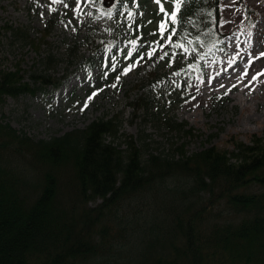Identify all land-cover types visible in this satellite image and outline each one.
<instances>
[{
  "label": "trees",
  "instance_id": "trees-1",
  "mask_svg": "<svg viewBox=\"0 0 264 264\" xmlns=\"http://www.w3.org/2000/svg\"><path fill=\"white\" fill-rule=\"evenodd\" d=\"M185 7L172 43L173 26L161 37L167 58L175 44L200 54L224 36L221 0ZM246 15L251 25L257 15ZM30 77L0 62V104L60 84ZM119 132L116 115L33 139L0 118V264H264V134L162 153Z\"/></svg>",
  "mask_w": 264,
  "mask_h": 264
},
{
  "label": "rangeland",
  "instance_id": "rangeland-1",
  "mask_svg": "<svg viewBox=\"0 0 264 264\" xmlns=\"http://www.w3.org/2000/svg\"><path fill=\"white\" fill-rule=\"evenodd\" d=\"M163 1L171 13L173 0ZM116 2L0 0L2 68L19 66L30 81V74L40 72L60 81L36 93L8 96L0 104L4 122L33 139H49L117 115L122 139L133 136L145 151L162 153L176 152L183 143L189 153L210 145L224 148L233 138L264 134V88L254 95L241 79L246 72L247 79L264 81L252 75L256 68L264 69V0H221L220 45L211 44L200 54L183 45L168 58L159 31L165 17L154 0H128L126 8H114ZM247 6L257 15L251 25ZM7 25L22 34L5 29ZM46 29L41 49H35L31 39ZM234 41L235 53L228 47ZM219 65L223 67L215 68ZM241 92H246V102ZM140 96L147 105L136 109L131 101ZM168 120L186 126L170 127Z\"/></svg>",
  "mask_w": 264,
  "mask_h": 264
},
{
  "label": "snow or ice",
  "instance_id": "snow-or-ice-1",
  "mask_svg": "<svg viewBox=\"0 0 264 264\" xmlns=\"http://www.w3.org/2000/svg\"><path fill=\"white\" fill-rule=\"evenodd\" d=\"M155 2L157 3V5H159L160 8V12L164 13V19L160 22L159 24V31L161 34V37H163L165 32H168L169 28L176 25L179 21H178V16L181 12V6L185 3V0H173L174 3V9L171 13L167 12L163 6V4H161V0H155ZM175 29L174 27L172 28V31L169 32L168 34V43L171 44L172 43V36L175 35ZM131 44L133 45V52L136 51V45H137V41H131ZM158 44V42H157ZM174 47L177 48H182L183 45L182 44H175ZM155 48H153L152 51L148 52L147 55L149 56V58L154 54L155 52ZM128 57L132 56V52H129L127 54ZM261 56H264V53H261ZM143 59V56L140 57V60ZM140 60L135 61V63L133 64H129L127 68L124 69V74H127L129 71L132 70V68L136 67ZM231 63V61H230ZM244 75L246 76L247 73L245 72ZM262 75H264V73H262Z\"/></svg>",
  "mask_w": 264,
  "mask_h": 264
},
{
  "label": "bare ground",
  "instance_id": "bare-ground-1",
  "mask_svg": "<svg viewBox=\"0 0 264 264\" xmlns=\"http://www.w3.org/2000/svg\"><path fill=\"white\" fill-rule=\"evenodd\" d=\"M236 46H237V43L234 41L233 45L229 44L228 47L231 48V49L233 48L232 51H233V53H235L234 50H235ZM222 67L223 66H220L219 65L218 67H215V68L220 69ZM262 73H264V69L261 68L259 70V68H256L254 70V73L252 75H259V76H261V78H264V75H262ZM241 79L243 80V83L242 84L248 86L250 88L249 92H251L254 95L260 93L261 90L264 88V81H257L256 82L255 79H253V80L247 79V76H244V75L242 76ZM255 85H256V88H254ZM246 96H247L246 95V92H241L240 93V98L244 102L247 101V97Z\"/></svg>",
  "mask_w": 264,
  "mask_h": 264
}]
</instances>
